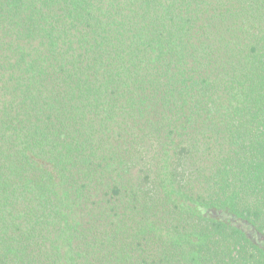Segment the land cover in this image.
<instances>
[{"label":"trees","instance_id":"16d2710c","mask_svg":"<svg viewBox=\"0 0 264 264\" xmlns=\"http://www.w3.org/2000/svg\"><path fill=\"white\" fill-rule=\"evenodd\" d=\"M0 264H264V0H0Z\"/></svg>","mask_w":264,"mask_h":264}]
</instances>
